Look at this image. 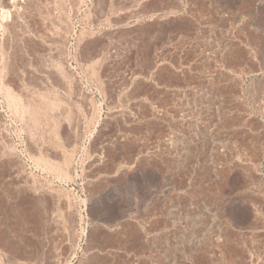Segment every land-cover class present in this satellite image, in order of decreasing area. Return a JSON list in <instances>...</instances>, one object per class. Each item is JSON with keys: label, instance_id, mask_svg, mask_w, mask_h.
I'll use <instances>...</instances> for the list:
<instances>
[{"label": "rangeland", "instance_id": "obj_1", "mask_svg": "<svg viewBox=\"0 0 264 264\" xmlns=\"http://www.w3.org/2000/svg\"><path fill=\"white\" fill-rule=\"evenodd\" d=\"M9 1L0 264H264V0Z\"/></svg>", "mask_w": 264, "mask_h": 264}, {"label": "built area", "instance_id": "obj_2", "mask_svg": "<svg viewBox=\"0 0 264 264\" xmlns=\"http://www.w3.org/2000/svg\"><path fill=\"white\" fill-rule=\"evenodd\" d=\"M239 71V70H238ZM223 73H226V74H231L232 76H237L238 74L241 76V73H240V71H239V73L237 72V71H235V69H229V68H226L225 66L223 67V71H222ZM234 74V75H233ZM181 162H184L183 163V165L185 164V163H188L187 161H185V159H184V161L182 160ZM230 163H232V162H229V163H224V165H228V164H230ZM189 164H191V168H193V167H197V168H199V169H196V170H194V171H204V169L203 168H201L200 169V167H201V165L199 164V165H195L194 163H189ZM221 165H223V163H221ZM194 171H192L191 172V174L190 175H188L187 177H186V179H187V181H188V183L189 184H191V182H192V178H193V172ZM176 177H178L177 175H176ZM167 190H170V188H165V189H163L162 190V192L164 193V192H166Z\"/></svg>", "mask_w": 264, "mask_h": 264}, {"label": "bare ground", "instance_id": "obj_3", "mask_svg": "<svg viewBox=\"0 0 264 264\" xmlns=\"http://www.w3.org/2000/svg\"><path fill=\"white\" fill-rule=\"evenodd\" d=\"M15 1H18V0H15ZM3 3H4V5H5V9L2 8V9L0 10V14L2 13V16L5 17L6 15L8 16V15L10 14L9 10H8V9L6 10V8H8V7L10 6V3H12V2L9 1V0H5L4 2H2V4H3ZM14 3H15V2H14ZM14 3H13V4H14ZM0 4H1V3H0ZM18 5H19V4H18ZM12 6H13V5H12ZM1 7H2V6H0V8H1ZM38 13H39V12H38ZM11 14H12V13H11ZM15 15H16V13H15ZM12 18H14V17H12ZM13 24H14V23H13ZM15 24H16V23H15ZM15 24H14V25H15ZM8 25H9V24H8ZM11 26H12V24H11ZM12 27H13V26H12ZM12 27H11V28H12ZM0 29H1V28H0ZM11 95H12V94H11L10 92H8V96H9V97H12ZM8 99H9V98H8ZM14 99H15V98H14ZM9 100H10V99H9ZM16 100H17V99H16ZM11 101H12V100H11ZM12 102H13V101H12ZM14 102H15V100H14ZM14 104H15V105H18L17 102L14 103ZM10 105H11V104H10ZM29 105H30V104H29ZM22 106H23V104H22ZM25 106H26V105H25ZM15 107H16V106H15ZM23 107H24V106H23ZM34 108H36V107H33V109H34ZM39 110H40V109H39ZM40 111H41V110H40ZM34 112H36L35 109H34ZM38 113H39V111H38ZM35 114H37V112H36Z\"/></svg>", "mask_w": 264, "mask_h": 264}]
</instances>
